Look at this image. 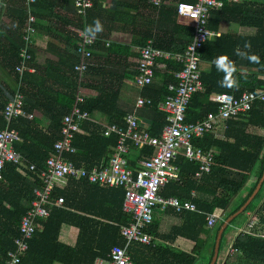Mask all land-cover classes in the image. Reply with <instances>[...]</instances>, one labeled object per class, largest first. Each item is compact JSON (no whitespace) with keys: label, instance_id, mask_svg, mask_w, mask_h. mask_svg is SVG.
I'll return each instance as SVG.
<instances>
[{"label":"trees","instance_id":"1","mask_svg":"<svg viewBox=\"0 0 264 264\" xmlns=\"http://www.w3.org/2000/svg\"><path fill=\"white\" fill-rule=\"evenodd\" d=\"M38 1L32 3L33 14H36L34 6H39ZM173 1L195 2L196 0ZM221 1L222 6L211 11L208 23L210 30H217L221 21H233L255 27L257 32L252 37L218 34L205 44L202 49V60H210L212 65L209 70L202 69L204 89L191 98L187 110L188 121L202 120L208 113L217 112L218 104L213 101V95L216 93L227 92L238 97L247 90H264V0ZM17 11L20 19L18 28L20 44L16 53L10 58L15 65L20 60V48L25 45L22 31L29 19L26 5L18 6ZM34 25L37 28V22ZM192 31L193 25L178 22L175 5L167 4L160 9L157 18L152 17L144 33L143 45L149 38H153L155 46L160 49L172 54H182L190 39L175 38L174 34L182 33L191 37ZM35 33L31 37L29 51L32 54L31 60L34 55ZM245 45L248 46L245 47ZM74 48V56L78 61L80 55L77 52V41ZM94 49L95 46L92 48L93 54ZM237 50L242 54L237 55ZM221 54L227 56L233 65L234 71L229 77L232 80L230 87H221L220 81L224 78V73L218 72L213 63L214 58ZM248 56H255L256 60H249ZM241 62L257 68V72L251 74L240 72L238 64ZM159 64L166 68L165 73H159L162 84L159 87L149 84L145 86L142 93L144 97L152 99L151 104L145 105V108L152 113L147 130L157 137L161 135L168 123L167 114L160 110L159 106L169 93L168 85L176 82L175 74L183 66L175 58L161 57L156 60L155 73H158ZM15 65L10 68L15 70ZM74 67L75 63L69 66V76L72 80L70 79V85L64 91L39 90V95L43 96L46 102L51 98L63 103V108L60 109L54 108V105L53 108L44 105L42 111L50 119L47 128L35 118L19 117L9 124L10 128L18 129L21 135V140L14 144L15 148L29 162L34 163L37 170L44 168L47 158L54 151L55 142L61 138L62 119L71 111L78 94H81L85 100L82 108L89 111L91 115L100 111L109 116L108 124L123 125L124 123L126 114L118 104L119 84L117 83L116 86L103 84L99 87L90 82L79 83V75ZM92 69L93 67H90L87 72ZM7 102L8 100L1 101L0 112ZM40 104L38 96L36 105ZM217 123L226 125L225 138H218L211 132L193 140L198 147L216 151L211 171L204 173L200 179H195L194 175L199 169V162L190 161L179 154L175 162L179 167L180 180H171L161 189L164 197H178L182 201L194 202L197 210L182 212H176L172 208L165 210L175 213L182 220L181 224L173 226L167 234L159 233V222L153 219L147 227V232L152 235V243L135 242L129 247L134 264H210L220 226L256 188L264 172V135L250 132L249 127H264V101L255 102L247 117L228 120L220 118ZM5 127L7 122L0 114V129ZM82 127L87 132L76 134L74 145L77 151L68 156L77 166L83 164L92 168L106 165L109 162L112 147L117 144L118 135L114 133L109 137L104 136L105 126L90 119L86 120ZM130 146L129 166L136 169L139 166V160L152 154L153 148H138L132 142ZM37 173L38 171L34 174L28 172L24 175L11 162L5 166L4 177L0 180V264H5L8 252L15 248L21 218L36 196L35 190L41 186ZM246 186H248L246 195L229 208L233 198ZM193 190L196 191V196L192 195ZM125 192L123 187H104L82 179H69L64 188H55L52 199L62 196L64 204L61 207H53L48 217L39 219V227L29 240V248L20 264H94L99 257L108 258L114 246H123L126 243L121 229L131 222V215L124 210ZM263 193L264 183L254 200L241 214L252 211L251 218L257 221L260 228L264 224ZM209 213L219 217L213 227L207 225L206 217ZM241 215L226 228L220 252L226 234L233 229ZM65 223L79 229L74 246L60 240L61 229ZM177 238L192 241L194 248L191 251H185L176 247L174 242ZM232 247L236 249V252L226 255L222 264H264V236L238 234L232 242Z\"/></svg>","mask_w":264,"mask_h":264},{"label":"built area","instance_id":"2","mask_svg":"<svg viewBox=\"0 0 264 264\" xmlns=\"http://www.w3.org/2000/svg\"><path fill=\"white\" fill-rule=\"evenodd\" d=\"M29 13V19L23 28V41L25 45L20 48V60L15 65V73L19 77L18 90L15 96L6 104L2 115L7 122V127L0 129V180L3 179L4 169L11 162L24 175L28 172L37 173L41 180L40 188L35 190V198L31 206L22 216L19 225V235L15 239V248L7 254L5 264H20L21 259L29 248V240L34 236L39 227V219L50 215L53 207H61L64 198L52 199L55 188H64L69 179L87 180L89 183L99 184L104 187H123L125 189L124 210L131 215V222L123 226L121 234L126 243L123 246H114L108 258H97L94 264H134L129 247L140 242L152 243V235L147 232V227L152 223L157 209H174L176 212L184 210L196 211L197 206L191 201H182L178 197H164L161 189L171 180H180L179 167L176 159L179 154L190 161L199 162V169L194 175L200 179L204 173L210 172L215 159L214 149H203L193 143V140L206 133L217 134L218 128H226L225 124L217 123L222 119H239L250 114L255 102L264 101V90L244 91L236 97L231 93L223 92L213 95V101L218 104L217 112L197 121L187 120V110L193 95L204 89L202 81V49L205 44L217 34L208 27L211 11L222 6L221 0H196L195 2L169 0H151L152 6L158 11L167 4H174L180 17L192 20L193 31L185 51L176 54V58L183 66L175 74L176 82L168 85L169 93L161 104L160 109L167 114V125L159 137L153 136L141 125L136 111L124 116L123 125L114 123L106 124L104 136L109 137L116 133L117 144L112 147L109 162L103 166L88 168L85 165L77 166L68 156L77 151L74 139L81 131L82 124L91 119V113L82 108L85 102L80 94L70 113L62 119L61 138L54 144V151L47 158L44 168L37 170L34 163L29 162L21 152L15 148V142L21 140V135L9 124L14 119L24 116L32 118V114L23 109L25 94L22 91V78L29 66L32 54L31 37L36 32L34 23L36 18L31 12L32 3L36 0H24ZM95 0H75L76 13L85 16L93 7ZM240 1V0H239ZM208 33V35H206ZM77 52L80 55L78 64L74 69L80 76L93 66V46L97 42L96 36H90L84 30H77ZM172 53L166 52L155 46L153 38H149L140 49V61L137 66L138 74L136 83L140 88L152 84L155 78L156 60L161 57H170ZM149 97L139 96L135 107H144L151 104ZM138 148L152 147L153 152L139 160L138 168L129 166L128 155L130 143ZM196 196V191H192ZM218 216L209 213L206 217L207 225L213 227ZM264 224L260 228L257 221L251 219L247 227L239 230V234H253L264 236ZM236 252L232 246L229 253Z\"/></svg>","mask_w":264,"mask_h":264},{"label":"crops","instance_id":"3","mask_svg":"<svg viewBox=\"0 0 264 264\" xmlns=\"http://www.w3.org/2000/svg\"><path fill=\"white\" fill-rule=\"evenodd\" d=\"M74 1L39 0V6H34L36 13L34 16L37 22L33 47L34 55L29 64L31 70L26 71L22 78L24 83L22 88L26 96L23 106L24 111L31 113L32 118H35L43 127L47 128L49 126L50 119L42 111L44 105L46 104L52 108L54 105V108L60 109L63 108V103L59 102L60 100H52L51 98L46 102L45 98L39 95V90L47 91L53 89L64 91L68 88L70 79L72 80L69 76V66L74 63L75 65L78 64L80 60L76 61L74 56V47L78 39L77 30H85L86 27L92 25L98 19L102 24V31L95 34L98 42L94 49L95 62L92 66L93 69L85 73L84 76L78 74L79 83L90 82L99 87H102L103 84L116 86L118 83V104L120 109L125 114L136 111L141 125L148 129L152 118L151 111L145 106L135 107L136 100L139 96H143L142 93L145 88H140L136 83L137 66L140 61V49L144 44V33L149 27L152 17L155 16L157 18L160 10L158 11L152 6L151 0H95V4L87 14L80 16L76 13ZM230 1L238 2L239 0ZM169 2L174 3L175 1L169 0ZM18 6L25 7V1L0 0V105L2 100H8L9 102L19 88L17 83L19 77L15 70L10 68V66L15 65V63L10 61V58L16 53L20 44L18 36L20 22L17 11ZM178 22L185 25H192L193 23L192 20L179 15ZM212 31L216 32L217 35L230 34L234 37H252L256 34L257 29L233 21H221L218 29ZM174 37L183 40L190 39V37L182 33L174 34ZM163 58H175L177 60L176 54ZM65 65L67 66L65 67ZM211 65L212 61L210 60L204 59L201 62L203 70H209ZM238 67L239 71L243 73L251 74L257 72V68L247 66L244 62L239 63ZM165 72L166 68L159 64L158 73H155L152 86L159 87L162 84L159 73L163 74ZM36 95L39 96L41 101L38 106L36 105L38 97ZM2 111L0 114H2ZM91 116V121L101 123L104 126L109 119L107 114L100 111L94 112ZM20 117L32 119L24 116ZM16 130L19 131L18 129ZM249 130L254 134L264 135V127L250 126ZM86 132L81 126V131L78 133L85 134ZM224 133L225 129L219 127L215 136L222 139L225 138ZM248 186L250 185L248 184ZM248 186L233 198L229 208L232 207L237 198L240 199L246 195ZM251 217L252 211L247 212L245 218H239L233 229L226 234L221 247H224V249L218 256L217 264L224 262L233 240L240 233V229L247 227V224L252 219ZM154 220L159 222L158 231L161 234H167L173 226L182 223L181 218L175 213L161 209L155 211ZM78 231L77 227L65 223L61 229L60 240L74 246ZM174 245L185 251H191L194 248V243L184 238H177Z\"/></svg>","mask_w":264,"mask_h":264},{"label":"clouds","instance_id":"4","mask_svg":"<svg viewBox=\"0 0 264 264\" xmlns=\"http://www.w3.org/2000/svg\"><path fill=\"white\" fill-rule=\"evenodd\" d=\"M84 31L87 35L94 36L95 34L102 31V24L97 19L93 22L92 25L86 27ZM206 35H208V33ZM247 46L248 45H245V47H247ZM241 54L242 53H240V51L237 50V55H241ZM248 59L255 61L256 57L255 56H248ZM213 63H214L216 70L218 72L224 73V78L220 81L221 87L232 86V80L229 78L230 74L234 71L231 60L227 56L221 54V55L214 58Z\"/></svg>","mask_w":264,"mask_h":264},{"label":"water","instance_id":"5","mask_svg":"<svg viewBox=\"0 0 264 264\" xmlns=\"http://www.w3.org/2000/svg\"><path fill=\"white\" fill-rule=\"evenodd\" d=\"M263 183H264V172H263V175H262L261 179L259 180L256 188L254 189V191L252 192V194L248 197V199L234 213H232L231 215H229L224 220V222L222 223V225L220 226V228L218 230V234H217L214 255H213V258H212L210 264H216V262L218 260V256H219V252H220V246H221V241H222V237H223V234H224L226 228L231 224V222L237 216H239L242 212H244L246 210V208L254 200V198L256 197V195L258 194V192L260 191Z\"/></svg>","mask_w":264,"mask_h":264},{"label":"rangeland","instance_id":"6","mask_svg":"<svg viewBox=\"0 0 264 264\" xmlns=\"http://www.w3.org/2000/svg\"><path fill=\"white\" fill-rule=\"evenodd\" d=\"M202 62V61H201ZM239 202V198H237L235 201H234V203L232 204V206H234L235 204H237ZM264 212V210L262 211V213ZM240 218H242V219H244L245 218V214L244 215H241V217ZM264 229V228H263ZM223 249H224V247L223 248H221V252L223 251ZM229 254V253H228ZM227 254V255H228ZM222 255V254H221Z\"/></svg>","mask_w":264,"mask_h":264},{"label":"bare ground","instance_id":"7","mask_svg":"<svg viewBox=\"0 0 264 264\" xmlns=\"http://www.w3.org/2000/svg\"><path fill=\"white\" fill-rule=\"evenodd\" d=\"M255 220V219H254Z\"/></svg>","mask_w":264,"mask_h":264}]
</instances>
